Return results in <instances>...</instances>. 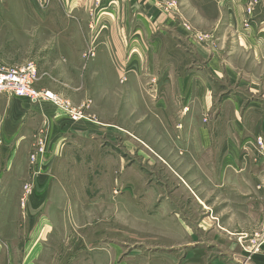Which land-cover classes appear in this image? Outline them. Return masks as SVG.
I'll return each instance as SVG.
<instances>
[{"label":"crops","instance_id":"1","mask_svg":"<svg viewBox=\"0 0 264 264\" xmlns=\"http://www.w3.org/2000/svg\"><path fill=\"white\" fill-rule=\"evenodd\" d=\"M206 1L215 9L216 30L220 29L223 34V44L217 46L210 40H201L202 32L193 27L186 29L173 17L164 18L167 27L160 30L154 41L158 53L148 59L149 66L157 67L149 74L154 84H143L139 89L130 78L127 93L131 94L122 104L128 109L137 107V112L146 115L143 147L138 151L143 154L146 165H153L155 158L163 162L159 173L165 178L164 184L145 188H150L153 195L156 193L151 208L156 204L158 220H165L170 231H174L161 239L172 243L163 247L178 248V251L160 250L158 255H143L147 260L159 257L152 262L156 264L159 261L163 264H235L232 260L209 259L207 248L210 245L216 248L226 241L225 236L217 233L218 226L228 230L230 226L244 223L247 209L264 210L260 189L264 179V0L251 13L247 11L248 0ZM153 7L146 0L142 4L144 11L137 12L138 17L149 19L144 26L148 38L156 29L152 21L156 24L162 21L159 11ZM196 7L195 15H198L200 10ZM147 11L153 15L152 21ZM11 14L9 19H19L14 16L16 11ZM198 16L204 17L202 12ZM20 23L19 20L15 25H8L3 40L0 31L1 62L19 65L35 60L40 74L38 88L59 91L75 104L92 102L87 109L90 116L74 121L50 102L37 103L0 94V209L8 218L18 209L21 194L20 186H15L18 179L38 175L44 180L50 175L53 178L50 185L55 181L58 187L49 185L48 194L61 196L65 193L61 187L64 182L57 178L66 175H62L60 165L73 146H82L83 152L88 145L99 146L101 150L100 143L105 141L112 150L118 139L112 121L120 99L119 59L114 50L123 48L121 43L119 47L115 41L94 37L89 44L82 42L81 46V50L89 49L93 55L83 56L81 51L77 55L71 44L64 45V37L59 40V35L65 32H54L52 27H47L42 30L46 35H57L49 44L39 45V39L45 41L39 27L21 29ZM172 31L178 38L188 39V49L177 45L186 59L168 60L160 55L165 51L164 38ZM226 35H233V41L229 36L226 44ZM19 38H25V53H21ZM60 50L62 58H59ZM103 66L109 67L113 78L107 87L102 79ZM50 73L68 80L77 74L83 79L76 86L71 84L73 90L62 93V87L51 80ZM101 86L103 92L105 88L108 92L101 93ZM103 104L108 107V113L102 109ZM106 133L108 141L101 138ZM257 138H261L262 144ZM38 145L42 150L32 167L30 154ZM123 172L127 178L132 176L133 164L127 165ZM116 184L109 189L110 193L113 194ZM59 199L62 198L56 196L50 206L59 204ZM200 213L205 214L203 219H198ZM199 227L204 233H199ZM204 242L208 245H201ZM230 248L235 249L236 243ZM259 255L262 254L255 255V262L264 264Z\"/></svg>","mask_w":264,"mask_h":264},{"label":"rangeland","instance_id":"2","mask_svg":"<svg viewBox=\"0 0 264 264\" xmlns=\"http://www.w3.org/2000/svg\"><path fill=\"white\" fill-rule=\"evenodd\" d=\"M144 1L146 0H74L69 3L66 0H0L2 40L8 25H15L20 20L19 25L23 26L21 29L39 27L45 40L39 39V45L46 42L49 44L51 38L57 35H46L43 29L52 27L54 32H65L59 35V40L62 41L64 37V45L71 44L70 47L75 49L77 55L80 51L83 56L93 55V51L89 49L81 50L82 42L89 44L94 37L99 36L103 41L112 40L119 47L120 43L123 46L114 50L119 59L117 84L120 98L117 113L112 115L118 133L114 149L111 150L109 143L105 141L100 143L101 150L99 146L88 145L83 152L82 146H73L60 165L62 175H66L65 178H57L64 182L61 187L65 193L61 196L56 194L52 197L48 194L50 181L53 180L50 175L44 180H40L38 175L18 179V184H15L21 188L18 209L11 218L0 209V264H156L152 262L159 257L153 256L147 260L142 258L143 255H158L160 250L178 251V248L163 247L172 243L162 242L161 239L174 231H170L165 220H158L156 204L151 208L156 193L153 195L150 188H145L148 185L157 188L165 181L159 173L163 162L155 158L154 164L148 167L143 154L138 153L140 146L143 147L141 140L145 135L146 115L141 111L137 112V107L128 109L126 104H122L127 102V96L131 94L127 93L130 78L139 89L143 84H154L149 74L157 67L149 66L148 59L156 56L154 41L159 36L158 33H161L160 30L167 27L164 18L173 17L177 24L184 25L186 29L193 27L195 31L202 32L199 34L201 40H210L217 46L223 44V34L219 32L220 29L216 30L218 19L214 17L215 9L206 0H149L153 8L159 11L162 21L156 24L152 21V13L147 11L156 27L148 38L144 26L149 19L137 15V12L141 14L144 11ZM196 6L200 10L198 15L202 12L204 17L195 15ZM7 11L8 15L5 14ZM13 11H16L14 16H19V19H9ZM229 36L233 41V35H226V44ZM19 39L21 53H25V38ZM136 41L139 43H135ZM177 45L188 49V39L178 38V34L173 31L168 33L163 41L165 51L160 52V55L168 60L186 59ZM59 58H62L61 50ZM102 69V79L107 82L105 86H110L109 80L113 78L109 67L103 66ZM49 76L62 87V93L73 90V86L83 79V76L79 78L77 74L72 75L70 80L53 73ZM103 90L104 87L101 86V93L108 92L106 88L105 92ZM91 102L92 100L81 104L72 102L75 106H83L84 117L81 119L90 116L87 109ZM102 109L108 113L109 109L104 104ZM108 117L110 119V115ZM107 133L101 137L103 140L108 141ZM259 139L261 140L257 138V141ZM41 150L42 146L38 145L30 154L29 164L32 167L37 163ZM132 164L134 173L127 178L123 171L127 169V165ZM127 180L130 187L126 186ZM115 184L112 194L109 189ZM51 185L58 187L55 181ZM263 186L264 179L260 184L264 203ZM56 196L62 199H59V204L50 206ZM204 216V213H200L198 219H203ZM218 228L217 233L225 236L226 241L219 243L216 248L209 244L210 248L207 249L210 260L258 264L255 262V255L262 254L259 256L264 262L263 208L255 211L247 209L244 223L238 226H230L228 230L223 226ZM200 229L203 230L199 227V233H204ZM203 238L207 241V238ZM204 243L201 245H208V242ZM233 243H236L235 249L230 248ZM157 264L163 262L159 261Z\"/></svg>","mask_w":264,"mask_h":264},{"label":"built area","instance_id":"3","mask_svg":"<svg viewBox=\"0 0 264 264\" xmlns=\"http://www.w3.org/2000/svg\"><path fill=\"white\" fill-rule=\"evenodd\" d=\"M259 1L248 0L247 11L251 13ZM39 79V70L34 61L19 65H7L0 61V94L7 93L37 103L50 102L67 112L75 121L84 117L83 106L73 105L69 99L50 89L38 88ZM258 142L261 143L262 140L259 139Z\"/></svg>","mask_w":264,"mask_h":264}]
</instances>
